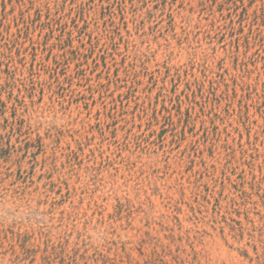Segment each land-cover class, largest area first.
<instances>
[{
    "label": "rangeland",
    "instance_id": "1",
    "mask_svg": "<svg viewBox=\"0 0 264 264\" xmlns=\"http://www.w3.org/2000/svg\"><path fill=\"white\" fill-rule=\"evenodd\" d=\"M0 264H264V0H0Z\"/></svg>",
    "mask_w": 264,
    "mask_h": 264
}]
</instances>
